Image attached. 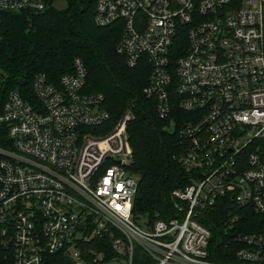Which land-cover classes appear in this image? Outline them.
I'll use <instances>...</instances> for the list:
<instances>
[{
  "label": "built area",
  "instance_id": "built-area-1",
  "mask_svg": "<svg viewBox=\"0 0 264 264\" xmlns=\"http://www.w3.org/2000/svg\"><path fill=\"white\" fill-rule=\"evenodd\" d=\"M46 7L0 0V12ZM119 20L116 51L148 66L143 93L161 118L177 113L178 160L195 174L173 191L175 215L134 219L132 113L108 125L75 58L57 82L38 74L34 99L11 90L0 106V243L13 264H136L138 251L152 264H264V226L234 233L227 261L202 222L221 200L264 215V0H97L98 25Z\"/></svg>",
  "mask_w": 264,
  "mask_h": 264
},
{
  "label": "trees",
  "instance_id": "trees-1",
  "mask_svg": "<svg viewBox=\"0 0 264 264\" xmlns=\"http://www.w3.org/2000/svg\"><path fill=\"white\" fill-rule=\"evenodd\" d=\"M46 1L43 11L0 12V71L5 75L0 80V106L11 90L34 99L33 82L38 74L57 82L73 69L75 58H81L87 67L88 91L104 96V106L111 114L108 125L117 122L127 110L132 113L127 124L133 158L129 169L139 177L134 219L141 223L145 218L153 221L174 216L173 191L189 185L195 174L178 160L182 143L178 134L170 130V120L176 122L177 113L161 118L155 99L143 93L148 66L130 67L116 51L123 22L98 25L97 0H66L64 7L56 6L58 0ZM205 215L202 222L212 230L211 248L217 254L214 258L221 260L235 259L240 244L231 240L234 233L264 226V215L229 200H221ZM90 246L101 249L96 240ZM227 252L232 253L229 258L225 257ZM52 259L57 260L56 256ZM0 264H13L1 243ZM136 264L152 262L138 251Z\"/></svg>",
  "mask_w": 264,
  "mask_h": 264
},
{
  "label": "rangeland",
  "instance_id": "rangeland-1",
  "mask_svg": "<svg viewBox=\"0 0 264 264\" xmlns=\"http://www.w3.org/2000/svg\"><path fill=\"white\" fill-rule=\"evenodd\" d=\"M66 5V0H58L57 2H56V6L57 7H64ZM62 264H75L74 262H73V260H71V259H67L65 262H63Z\"/></svg>",
  "mask_w": 264,
  "mask_h": 264
},
{
  "label": "water",
  "instance_id": "water-1",
  "mask_svg": "<svg viewBox=\"0 0 264 264\" xmlns=\"http://www.w3.org/2000/svg\"><path fill=\"white\" fill-rule=\"evenodd\" d=\"M4 78H5L4 73L2 71H0V80L3 81ZM20 81L21 82H24V80H20ZM173 128H174V124H173V121H171V127H170V129L173 130Z\"/></svg>",
  "mask_w": 264,
  "mask_h": 264
}]
</instances>
